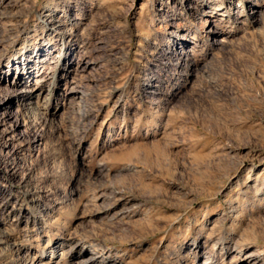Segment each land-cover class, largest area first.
Masks as SVG:
<instances>
[{
    "label": "rangeland",
    "instance_id": "obj_1",
    "mask_svg": "<svg viewBox=\"0 0 264 264\" xmlns=\"http://www.w3.org/2000/svg\"><path fill=\"white\" fill-rule=\"evenodd\" d=\"M0 88V264H264V0H0Z\"/></svg>",
    "mask_w": 264,
    "mask_h": 264
},
{
    "label": "bare ground",
    "instance_id": "obj_2",
    "mask_svg": "<svg viewBox=\"0 0 264 264\" xmlns=\"http://www.w3.org/2000/svg\"><path fill=\"white\" fill-rule=\"evenodd\" d=\"M230 1H232V0H230ZM234 1V0H233ZM231 7H232V9H233V11H232V13H231V15H235V14H237V13H241L240 12V8H239V6L237 5V4H231L230 5ZM254 9H256V7H254L253 8V10ZM228 18V17H227ZM235 19V18H234ZM215 26H216V24H215V21H207V23L205 24V26H204V29H205V32H207V34H209L210 36H212V39L213 38H216V36H217V32H216V30H215ZM203 31V30H202ZM207 37V36H206ZM190 41H192V40H190ZM214 41V40H213ZM217 42H221L222 43V41L221 40H216ZM188 43L189 45L188 46H190V44L191 43H189L188 41H186L185 39L182 41V43H181V49H184V52H186L185 50H187L186 49V44L185 43ZM192 46V45H191ZM187 51H190L189 49L187 50ZM189 53V52H188ZM1 89V88H0ZM31 94H32V92L30 91V92H28V91H26V97H30L31 96ZM26 104H30V101H27L26 102ZM11 130H13V131H10V130H7L6 132H5V135L3 134V139H1V141H3V140H7L8 141V139H9V137L10 138H12L13 137V133H15V131H14V129H11ZM10 140V139H9ZM12 140H13V138H12ZM8 143H6V145H7ZM4 145H5V143H4ZM13 146V145H12ZM9 147V146H8ZM9 152V151H8ZM7 243H9V242H7ZM96 246V245H95ZM92 247V246H91ZM97 248H98V246H96ZM100 248V247H99ZM19 251H21V250H19ZM18 251V252H19ZM80 251V254L78 255V258H76V264H98V263H100L101 261L103 262L104 260H106V261H108L107 259H103V260H101V258H104V257H100L99 258V256H97V255H94L93 253H95L96 251H95V249H90V250H88V249H80L79 250ZM19 256V255H18ZM75 256V255H74ZM21 259H19L17 262H12V264H35L34 262H29V259L27 258V256L26 255H23V257H20ZM251 258H253V260H252V264H259L260 263V259L261 258H259V256H252ZM113 261V260H112ZM38 262V261H37ZM112 264H113V262H112Z\"/></svg>",
    "mask_w": 264,
    "mask_h": 264
}]
</instances>
